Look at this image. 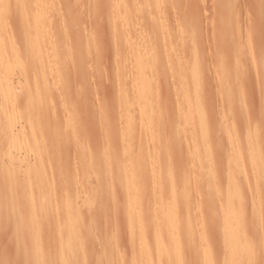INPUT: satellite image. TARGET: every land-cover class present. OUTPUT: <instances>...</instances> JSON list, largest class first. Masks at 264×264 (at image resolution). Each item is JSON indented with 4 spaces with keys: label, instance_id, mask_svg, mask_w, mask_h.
Segmentation results:
<instances>
[{
    "label": "rangeland",
    "instance_id": "1",
    "mask_svg": "<svg viewBox=\"0 0 264 264\" xmlns=\"http://www.w3.org/2000/svg\"><path fill=\"white\" fill-rule=\"evenodd\" d=\"M38 1L7 0L0 8L1 11L3 10L1 14H3V21L6 24H3V27L0 26V50L6 56L3 63L0 64V264H37L35 262L39 258L41 259L40 263L38 261L39 264H66L68 260L64 262L62 261L63 257L60 258L62 254H66H64L63 249H66V251L68 249L67 254H69L70 251L75 250L76 246L67 248V245L64 244L63 248L58 243L57 230L63 231V228L67 226L65 222L67 217H62L64 215L63 205L72 207L73 211L76 208L75 211L79 213L77 224L80 222L82 225L83 223L82 226L79 224V230L85 246L82 245V249V246L80 248L77 245L80 251L78 249L76 250L79 253L75 251L80 257L75 254V257H78L75 258L76 261L74 260L75 264H121L122 262L127 264V258L132 253V248H135L136 251L133 249V254L137 256V253H134L137 252L139 243L138 237L135 236L136 230L134 229L133 233H129L130 235L127 233L129 222L126 220L127 213H125V189L122 188L125 187L124 184L126 185V183L124 181L127 182V178H122L115 173L116 171L114 172L111 169V162L115 154L124 152L129 153V155H132V159L137 160L131 159L133 166L134 161L137 164L136 174L138 173L137 177L139 176L136 177L138 179L137 185H135V179L134 185L135 187L138 186V189L135 188L137 193L135 190L134 195L137 200L140 198L138 216L141 214V217L138 218L142 223L141 227L144 228L143 231L150 246H153V228L160 229L161 227L162 231V222L164 226L167 225L165 221L168 218V216L166 218L168 213L165 211H168L171 202V194L169 195V175H171L172 180H174V190H176L175 193L178 197L176 199L179 201V203L176 202V208L182 209V212L176 209V213L180 217V224L183 226H180L178 230L179 232H182L183 229L186 230L187 227L184 226L186 225L185 218L188 217L190 219L188 218L187 221L190 222L193 229V231L190 230L189 226V236L186 237L187 239L184 238L185 236L183 237L184 245L187 247L184 248L183 264H200L196 255L201 253L202 247L200 248V244L196 242V236H200V239L205 236L209 249L213 253V264H236V262L237 264H264V0H159L156 7L155 4H151L155 2L154 0V2L152 0H132L134 6L131 4V7V0H48V3L47 0ZM19 2L20 4L23 3L22 6L18 4ZM41 2H45L46 6L49 7V10H47L48 7H45L44 10L48 12L43 15L46 16V19L50 17L47 21L51 24H43V26L47 25L46 28H43V35H46L43 38L50 41L54 35V39L53 42H47L46 40V45L44 43L41 48L44 52L41 49L40 51L42 55L46 54L45 58L47 55L50 58L49 54L51 49L53 50L51 48L52 44L54 49L59 50L55 49V52L58 51L55 54L56 56L47 60L49 63L45 61L42 67L36 62L38 54L34 53L36 47L33 48L35 45L31 39L33 31H35V20L32 21V19L36 17L34 11L36 9L33 6L38 8L37 4L40 3L41 5ZM122 2L126 4V10ZM48 4H51V7ZM117 5L119 6L117 7ZM136 6H139L138 9ZM114 7L115 9H113ZM147 8L150 10L153 8L155 16L156 13H159L157 10L161 8L159 10L161 12L157 15L160 17L159 21L155 18L153 22L160 24L162 18L163 27H159L160 25L157 24L155 26L151 22L154 18L150 16ZM121 10H124V12L122 11L123 14H121ZM135 12L139 13L136 14ZM143 13L144 20H142L144 22L139 21ZM227 13L229 16H227ZM111 15L113 19L117 18L116 22L118 24L114 23L115 20H111ZM108 16H110V19ZM118 16H120L121 22ZM30 17L31 19H29ZM122 18L126 21L123 26L124 20L122 21ZM224 19L228 21L225 22ZM111 22L112 25H110ZM151 25L153 26L150 27ZM134 27H136V30L133 33ZM139 27H141V31L138 30ZM160 28L161 31H159ZM110 30H113L114 33ZM128 30L131 31V34L129 33L131 36L130 41L133 42H129L124 47L128 48L126 51L122 48V38L128 34ZM162 30L165 32V36ZM146 31H148V34ZM157 31L159 32L157 33ZM151 32L153 33L151 34ZM119 34H121L120 38L117 36ZM156 36H159V38L157 39ZM114 37L121 40L122 43L119 41L121 47L116 42L118 39H114ZM3 39L6 40L5 44ZM156 39L164 46L159 45ZM110 41H113L114 44L116 42L117 47L115 45L113 47V42L110 43ZM134 45L141 46L140 49L143 48V50L149 46H155L153 50L155 48L157 50V47H159L160 53L154 52L158 54L157 56L161 54L160 56L164 60L162 61L159 56V58L154 57V59H151L147 62L148 64L145 63V70L147 69L148 73L145 75L142 67L141 78L144 77L145 80V76L149 75L147 78L152 76L157 79L153 78L150 84L151 87L149 86L150 89L152 88L149 99L153 103L148 108V115L145 116V119L140 116L144 99L140 97L142 96V90L140 93L138 82L143 79H139L140 73L137 74L138 69L135 67L134 48L136 46ZM144 45H146L145 48ZM47 47H49V54L47 53ZM115 47L116 49L119 47V49L116 51ZM169 48L172 49L169 50ZM108 53L109 55H107ZM168 53L172 55L170 56ZM157 59L162 62L160 60V62H157ZM163 62L164 64H162ZM129 63L131 66L129 65L130 68H127L126 65L128 66ZM153 63L154 65H152ZM159 64L163 65L165 69ZM162 69H164L163 72ZM175 69L178 70L175 71ZM192 69L193 71H191ZM150 73H153V75ZM123 74L124 76H122ZM133 74L136 76H133ZM173 74L177 78L174 81ZM180 74L182 75L180 76ZM37 76L39 79L43 76L48 79L47 81L46 78L45 81H43L44 79L39 80ZM110 78L111 80H109ZM136 78L137 82L135 81ZM7 80H10L11 86L13 85V92H10V96V93L8 95L4 93V85H6ZM125 80L129 81L126 82ZM42 81L45 83L43 84ZM47 82L49 85H47ZM175 82L180 84L176 86ZM191 83H195V86L200 83V88L194 87V84ZM173 84L175 89L176 87L179 89L181 85L183 87L174 90ZM122 87H125L124 91H122ZM195 88H198L197 93H199V96L195 95ZM145 90L147 95L149 89L146 88ZM114 94H117V96L119 94L118 98L121 97V99L114 98L117 97ZM181 98L183 99L181 100ZM115 99L119 102H113ZM120 103L121 105H119ZM125 104L130 106L126 107ZM115 105H119L117 109ZM124 106L128 109L131 107L129 111H132L130 114L132 115V121H134L132 124L134 132L128 130L126 115H129L127 114L129 111H124ZM199 107L201 110H199ZM119 108L120 111H118ZM120 113L119 118L121 119L117 116ZM124 116L125 118H123ZM188 116L190 117L188 118ZM124 127L125 130H122ZM120 133L121 135H119ZM152 135L154 136L152 137ZM118 137L123 138V141L126 142L125 146L122 145L124 148L120 147L121 143ZM193 145H195L194 149L192 148ZM238 151L241 154L238 155ZM39 154L41 155L38 156ZM151 154H156L157 158ZM206 154L209 156H206ZM112 155L114 156L112 157ZM143 155L146 157L144 158ZM141 157L143 158L140 159ZM174 159H178V162ZM106 160L109 163H106ZM167 160L168 164H166ZM144 162L147 164L145 165ZM173 162L179 165H175ZM132 164H128V166H132ZM235 165H237L236 168ZM38 167V170L44 171L42 174L45 178L42 179V182L40 181L41 183H36L38 185L35 183V185H32V179H30L32 186L29 189L32 188L33 190L31 189L32 193H29L30 190H28L26 181L27 170L32 168L37 172ZM106 168L110 170L107 171ZM134 168L127 167L133 177H135ZM166 168H169V173H167ZM176 170H180L178 174ZM32 171L34 172V170H31L33 178ZM40 171L39 174H41ZM230 173L232 174L231 177ZM231 181L234 186L231 185ZM178 188H180L179 191ZM227 193L228 197L226 196ZM30 194L33 195L34 199L29 198ZM139 194L140 197H138ZM230 195L231 197H229ZM230 199L233 204L229 201ZM35 202L43 207L38 210L42 217L36 214L37 207L35 205L37 204ZM228 202L234 208V219L231 218L230 220L233 221L232 223L229 222L232 225H228L225 219L226 207L230 206ZM139 203L135 204L136 208ZM154 205V210L157 211L153 210ZM30 207H34L33 210ZM54 207L57 208V211L54 210ZM49 209L51 210L49 211ZM188 209L189 212L186 211L187 213L183 211ZM90 210L92 213L95 212L97 219ZM153 211L156 214L155 217L158 215L156 218L157 223L162 220L158 223L159 226H154V224H157L155 222L153 225L151 224L155 221ZM33 212H36L38 219H36V216L34 218ZM185 213L186 215L190 213V215L183 218ZM54 214H57V216ZM58 214H61L60 217ZM31 216L35 221L43 219L40 220L41 222H36L37 226L32 222L38 228L35 234H38V238L37 236L34 237V230L36 229L32 227L33 225L31 226ZM92 217L95 219H91ZM193 217H196L198 221ZM17 219H19V222ZM45 219H47L46 222ZM56 220H59V225L56 224ZM95 220L97 221L96 227L100 231L93 227L96 224ZM88 225L91 228L88 227L87 229ZM227 226L230 227L229 233L234 237L244 234V236H247L245 238L249 240L246 241H248V244L250 243V247L248 245L245 252H241L238 258L234 256L230 245L227 244L228 242L224 243L222 240V228L227 229ZM28 229L34 231L32 233L34 238L30 235L31 232ZM84 229H91L90 234L94 232V238L92 234L91 237L87 233L84 234V232H87ZM184 230L182 233L185 232ZM198 230L200 235L199 232L197 233ZM81 233L88 235L90 239L82 236ZM96 233L97 235H95ZM191 234L192 236H190ZM92 238H96V240L91 241ZM163 238L166 237L163 236ZM34 239L37 243L39 241L37 245L41 248L40 254H42V256L39 254L40 257L37 259L34 258L32 251V248L36 245ZM192 240H194L193 245ZM31 241L34 243L31 244ZM197 241H199V238ZM196 244L198 245L197 248L195 247ZM59 248H61L60 252H58ZM194 252H196V255ZM59 253L61 254L60 257ZM152 255H155L154 252ZM72 261L69 260V262Z\"/></svg>",
    "mask_w": 264,
    "mask_h": 264
},
{
    "label": "bare ground",
    "instance_id": "2",
    "mask_svg": "<svg viewBox=\"0 0 264 264\" xmlns=\"http://www.w3.org/2000/svg\"><path fill=\"white\" fill-rule=\"evenodd\" d=\"M7 0H0V8L5 4V2H6ZM19 1V0H18ZM20 1H23V0H20ZM38 1V0H37ZM42 1V0H41ZM44 1H46V0H44ZM50 1V0H49ZM48 0L46 1L47 3L49 2ZM110 1H113V0H110ZM118 1H120V0H118ZM122 1V0H121ZM124 1V0H123ZM130 1V0H129ZM133 1H135V0H133ZM132 0H131V2L132 3H130V2H128V3H130V7H131V4H132V6H134L133 4H134V2H133ZM137 1V0H136ZM148 1V0H147ZM153 1V0H152ZM155 1V2H154ZM153 2L154 3H151L152 5L153 4H155V7L157 6V4H159L158 2H159V0H154ZM162 1V0H161ZM161 1H160V3H161ZM219 1V0H218ZM15 2V1H14ZM38 2H40V1H38ZM43 2V1H42ZM41 2V5H40V3L39 4H37L38 5V8H35L33 5V8L34 9H36V10H34L35 11V14H36V17L34 16V13H33V16L35 17L34 19H32V21L33 20H35V31H33V38L31 37V39L33 40V43H34V45L35 46H33V48H35L36 50H35V52L34 53H37L38 55V58H37V63H38V65H40L41 67L44 65L43 63H45V61H47V60H49L50 58H54L56 55V52H58L59 50L57 49V48H55V49H57L56 50V52H55V49H54V47H52L53 46V44H52V46H51V48H53V50L51 49V53L49 54V47H47L48 48V54H49V56H50V58L49 57H47L46 56V58H45V55H42V50L43 49H41L44 45H46V40H44V38H45V36L46 35H43V28L45 27L46 28V26H43V24L44 23H49L48 21H47V19H49L48 17H47V19H46V16L44 17V15L45 14H47V12L44 10L45 9V7H48V6H46L47 4L44 2V3H42ZM117 2V1H116ZM139 2V1H138ZM228 2V1H227ZM37 3V2H36ZM112 3V2H111ZM119 3V2H118ZM122 3H124V2H122ZM229 3V2H228ZM227 3V4H228ZM20 6H22V4H20V2L18 3ZM35 4V3H34ZM120 4V3H119ZM136 4V3H135ZM37 5H35L36 7H37ZM49 6L51 5V4H48ZM110 5V4H109ZM114 5H115V1H114ZM124 5V9L126 10L127 9V7H126V4L124 3L123 4ZM152 5H150V7H152ZM162 5V4H161ZM161 5H159V7H161ZM220 5V4H219ZM119 5H117V7H118ZM121 6V5H120ZM128 6V5H127ZM139 6H140V4H139ZM139 6H136L137 7V9H138V7ZM51 7V6H50ZM149 7V8H150ZM223 7V6H222ZM122 8V7H121ZM149 8H147V10L149 9ZM113 9H115V7L113 8ZM130 9V8H129ZM140 9V8H139ZM151 9V8H150ZM149 9V14H150V16L152 17V18H154V20H152L151 22H153V21H155V18L157 19V21H159L158 19L160 18L159 16H157L161 11H159V10H161V8L160 9H158L157 11L159 12L158 14L156 13V16H155V11H153V8H152V10H150ZM156 9V8H155ZM47 10H49V7L47 8ZM133 10V9H132ZM142 10V9H141ZM166 10V9H165ZM1 11V10H0ZM3 11V10H2ZM0 12V15H1V18H0V23H1V25L0 26H2L3 27V24H4V21H3V19H4V17L2 16L3 14H1V13H3V12ZM33 11V10H32ZM45 13H44V12ZM122 11L124 12V10H121L120 12H121V14H123L122 13ZM138 11H140V10H138ZM152 11V12H151ZM156 11V12H157ZM164 11V10H163ZM6 12V11H5ZM119 12V11H118ZM127 13L129 12V11H126ZM141 12V11H140ZM146 12V11H145ZM166 12V11H165ZM117 13V12H116ZM130 13V12H129ZM132 13V12H131ZM130 13V14H131ZM136 13V12H135ZM137 13H139V12H137ZM136 13V14H137ZM147 13V12H146ZM44 14V15H43ZM149 14L147 15L148 16V18H149ZM162 14H163V12H162ZM226 14V13H225ZM8 15V14H7ZM110 15V14H109ZM113 15H114V13H113ZM120 15V14H119ZM161 15V14H160ZM164 15V14H163ZM115 17H117L116 15H114ZM120 16H122L123 17V15H120ZM120 16H118V19L120 20ZM140 16V15H139ZM143 16H144V13H143V15L141 16L142 18H140L141 20H139V21H143L144 19H143ZM227 16H229L228 15V13H227ZM110 16H108V18H109ZM128 17V16H127ZM222 17V16H221ZM108 18H107V20H108ZM144 18H146V17H144ZM225 18H227V17H225ZM29 19H31V17L29 18ZM29 19H28V21H29ZM110 19V18H109ZM113 18H112V15H111V20H112ZM116 19L117 18H114L112 21H114V23H117L118 24V22H116ZM130 19V18H129ZM143 19V20H142ZM231 19V18H230ZM52 20V19H51ZM124 20V21H123ZM135 20H137V19H135ZM135 20H133L134 22H136ZM146 20V19H145ZM161 21H160V24H158L157 22H153L154 23V25L156 26V24L157 25H160L159 27H163L162 25V18L160 19ZM173 20H174V18H173ZM223 20V19H222ZM225 20V19H224ZM50 21V20H49ZM54 21V20H53ZM122 21H123V23H122V26L124 25V23L126 22L125 21V19H123L122 18ZM228 20H225V22H227ZM109 23H110V20L108 21ZM120 22H121V20H120ZM134 22H132V23H134ZM144 22V21H143ZM149 22V21H148ZM164 22V21H163ZM224 22V21H223ZM52 23V22H51ZM139 23V22H138ZM137 24V23H136ZM135 24V25H136ZM146 24V23H145ZM144 24V26H146ZM150 24V23H149ZM232 24V23H231ZM4 25H6V24H4ZM34 25V24H33ZM45 25V24H44ZM49 25H51L50 23H49ZM110 25H112V22H111V24ZM127 25V24H126ZM125 25V26H126ZM131 25V24H130ZM142 25V24H141ZM7 26H8V24H7ZM43 26V27H42ZM115 27H116V25H114ZM118 26V25H117ZM121 26V27H122ZM136 26H138V25H136ZM144 26H142V27H144ZM153 25H151L150 27H152ZM167 26V25H166ZM41 27H42V29H41ZM49 27H51V26H49ZM113 27V26H112ZM120 27V26H119ZM168 27V26H167ZM219 27V26H218ZM110 28V27H109ZM116 28H118V27H116ZM135 29H133V33H134V30H136V27H134ZM140 29H138L139 31H141V27H139ZM144 28H146V27H144ZM143 28V30H145ZM156 28V27H155ZM158 28V27H157ZM42 30V33H41V30ZM128 29V28H127ZM150 29V28H149ZM168 29V28H167ZM229 29V28H228ZM114 30V29H113ZM113 30H110V31H112V33H114L113 32ZM146 30H148V29H146ZM109 31V30H108ZM115 31V30H114ZM153 31V30H152ZM159 31H161V28L159 29ZM159 31H157V33L159 32ZM163 31V30H162ZM166 31V30H165ZM131 31H129L128 30V34H127V32H125V34H127V35H125L124 36V34H123V44H122V48H124V47H126L128 44H129V42L131 43V42H133V41H130L131 40V36H130V33ZM145 32V31H144ZM143 32V33H144ZM148 31H146V33H147ZM155 32V31H154ZM219 32V31H218ZM35 33V34H34ZM130 33V34H129ZM135 33H136V31H135ZM139 33V32H138ZM137 33V34H138ZM153 32H151V34H152ZM156 33V35H158ZM164 33V34H163ZM163 35L165 36V32L163 31ZM116 34V33H115ZM142 34V33H141ZM148 34V33H147ZM219 34V33H218ZM228 34H230V33H228ZM143 35V34H142ZM141 35V36H142ZM154 35V34H153ZM160 35V34H159ZM167 35V34H166ZM217 35V34H216ZM117 36H119V38L121 37V34H119V35H117ZM127 36V37H126ZM139 36V35H138ZM168 36V35H167ZM44 37V38H43ZM126 37V38H125ZM147 37V36H146ZM157 37V36H156ZM217 37H219V36H217ZM221 37V36H220ZM48 38V37H47ZM58 38V37H57ZM115 38H117V37H114V39ZM119 38H117L118 39V41H116V42H118L119 44V46L121 47V45H120V42H121V40H119ZM125 38V39H124ZM139 38H140V36H139ZM148 38H149V36H148ZM159 38V36L157 37V39ZM193 38V37H192ZM5 39V38H4ZM4 39H3V42H4V44L6 43L5 41H4ZM30 39V38H29ZM53 39H54V35H53ZM53 39H51L50 41L49 40H47V42H53ZM60 39V38H59ZM58 39V40H59ZM114 39H113V41H114ZM116 39V40H117ZM136 39H138V38H136ZM135 39V40H136ZM151 39V38H150ZM156 39V41L158 42V40ZM163 39V38H162ZM61 40V39H60ZM60 40H59V42H60ZM109 40H112V39H109ZM134 40V41H135ZM139 40V39H138ZM140 40H142V38H140ZM153 40V39H152ZM192 40V39H191ZM11 41V40H10ZM31 41V40H30ZM113 41H110V43L111 42H113ZM120 41V42H119ZM160 41V40H159ZM164 41V40H163ZM195 41V40H194ZM9 42V41H8ZM28 42H29V40H28ZM59 42H56V43H59ZM115 42V44H114V42H113V47H114V45L116 46L117 45V43ZM135 42H137V41H135ZM149 42V41H148ZM10 43V42H9ZM30 43V42H29ZM45 43V44H44ZM54 43H55V41H54ZM61 43V42H60ZM108 43H109V41H108ZM122 43V42H121ZM165 43H167L166 41H165ZM168 43H169V40H168ZM2 44V43H1ZM31 45H32V43H30ZM44 44V45H43ZM136 44V43H135ZM142 45L144 44V43H141ZM150 44V43H149ZM152 44H154L153 42H152ZM158 44L159 45H162V44H160V42H158ZM163 44H164V42H163ZM7 45V44H6ZM43 45V46H42ZM48 45V44H47ZM50 45V44H49ZM137 45V44H136ZM136 45H134V46H136ZM156 45V44H155ZM1 46V45H0ZM3 46V45H2ZM12 46V44L10 45V47ZM56 46V45H55ZM58 46V45H57ZM60 46V45H59ZM61 46H62V44H61ZM131 46L133 47V45L131 44ZM145 46L146 45H144L143 47L145 48ZM149 46V45H148ZM158 46V45H157ZM162 46H164V45H162ZM31 47V46H30ZM29 47V48H30ZM112 47V46H111ZM117 47V46H116ZM116 47L114 48V49H116ZM130 47V46H129ZM141 47V46H140ZM140 47L139 46H136L134 49H135V58H134V60H136L135 61V67H137V69H138V71H137V74H139L140 73V80L141 79H143L142 81H139L138 82V90L140 91V93H141V90H142V96H140L142 99H144V101H143V103H142V106H141V111H140V116H143L144 117V119H145V116H147L148 115V108H150L151 107V104L153 103H151L150 101H152V100H150L149 99V93H151L152 91H151V89H150V84H151V82H152V80H153V78L154 77H152V76H150L149 78H147L149 75H147V77L145 76V80H144V77H142L141 78V72H142V67H143V69H144V71L146 72H144V75L145 74H148L147 73V69L145 70V63L146 64H148L147 62H149V61H151V59H154V57H156V58H159V56L161 55H159V56H157L160 52H159V47H157V50H153V47H155V46H149L148 48L146 47V49H144L143 50V48H141L140 49ZM167 48H168V46H166ZM170 47V46H169ZM65 48V47H64ZM163 48V47H162ZM3 49V48H2ZM31 49V48H30ZM40 49H41V51H40ZM113 49V48H112ZM118 49H119V47H118ZM118 49H116V51L118 50ZM126 51H127V49L126 48H124ZM165 49V48H164ZM163 49V50H164ZM170 49H172V48H169V50ZM6 50V49H5ZM33 50V49H32ZM61 50V49H60ZM168 50V49H167ZM1 51V50H0ZM34 51V50H33ZM37 51V52H36ZM46 51H47V49H46ZM62 51V50H61ZM113 51H115V50H113ZM115 51V52H116ZM120 51H121V48H120ZM154 51H157V53H155ZM160 51H162V50H160ZM166 51V50H165ZM237 51V50H236ZM5 52V51H4ZM30 52V51H29ZM43 52H44V50H43ZM124 52V51H123ZM133 52V51H132ZM27 53H28V51H27ZM64 53V52H63ZM114 53V52H113ZM127 53V52H126ZM162 53V52H161ZM30 54V53H29ZM52 55H54V56H52ZM107 55H109V53L107 54ZM111 55H112V53H111ZM117 55V54H116ZM168 55H170L169 53H168ZM172 55V54H171ZM170 55V56H171ZM238 55H240L239 53H238ZM238 55H237V57H238ZM3 55V53H2V51L0 52V64H2L3 63V59L4 58H6V56H4ZM29 56V55H28ZM34 56H36V55H34ZM63 56V55H62ZM115 56V55H114ZM165 56V55H164ZM236 56V55H235ZM29 57H31V56H29ZM58 57V56H57ZM60 57V56H59ZM107 57V56H106ZM105 57V58H106ZM112 57V56H111ZM131 57H133V56H131ZM17 59H18V57H16ZM36 58V57H35ZM113 58V57H112ZM111 58V59H112ZM169 58V57H168ZM170 58H172V57H170ZM236 58V57H235ZM59 59V58H58ZM107 59H108V57H107ZM160 59L162 60V61H164L163 59H162V57L160 56ZM160 59H157V62L160 60ZM167 59V58H166ZM34 60H36V59H34ZM52 61H53V59H51ZM115 60V59H114ZM160 60V61H161ZM56 61V60H55ZM108 61V60H107ZM110 61V60H109ZM159 61V62H160ZM161 61V62H162ZM32 62H34V61H32ZM35 62V63H36ZM48 62V61H47ZM54 62V61H53ZM112 62V61H111ZM115 62V61H114ZM122 62V61H121ZM126 62V61H125ZM131 62V61H130ZM133 62V61H132ZM157 62H155V63H157ZM165 62H166V60H165ZM49 63V62H48ZM51 63V62H50ZM167 63H168V60H167ZM5 64V63H4ZM122 64V63H121ZM133 64H134V62H133ZM150 64V63H149ZM162 64H164V62L162 63ZM170 64V63H169ZM169 64H168V66H169ZM131 66V64L129 63L128 64V66ZM152 65H154V63L152 64ZM155 65H158V64H155ZM195 65H196V63H195ZM127 65H126V67L127 68H130V66L128 67ZM132 66H134V65H132ZM159 66H163V65H161V64H159ZM167 66V65H166ZM120 67H121V65H120ZM134 67V68H135ZM148 67H149V65H148ZM147 67V68H148ZM153 67V66H152ZM151 67V68H152ZM159 68V67H158ZM163 68H164V66H163ZM113 69V68H112ZM122 69V68H121ZM133 69V68H132ZM165 69V68H164ZM164 69H162V72L164 71ZM198 69V68H197ZM148 70H149V68H148ZM152 70V69H151ZM154 70V69H153ZM172 70V69H171ZM176 70H178V69H175V71ZM185 70V69H184ZM187 70H188V68H187ZM161 71V70H160ZM160 71L158 72V74L160 73ZM169 71V70H168ZM173 71V70H172ZM174 71V72H175ZM191 71H193V69L191 70ZM111 72H112V70H111ZM116 72V71H115ZM122 72H123V70H122ZM134 72V71H133ZM161 72V73H162ZM182 72V71H181ZM130 73V72H129ZM143 73V72H142ZM183 73H185V72H183ZM189 73V72H188ZM116 74H117V72H116ZM121 74V73H120ZM151 74V73H150ZM157 74V77L159 76ZM190 74H192V73H190ZM189 74V75H190ZM127 75H128V73H127ZM132 75V74H131ZM130 75V76H131ZM135 74H133V76H134ZM151 75H153V73L151 74ZM179 75V74H178ZM182 74H180V76H181ZM197 75V74H196ZM35 76V75H34ZM118 76V75H117ZM122 76H124V74L122 75ZM133 76H132V78H133ZM136 76V75H135ZM161 76V75H160ZM164 76V75H163ZM173 76H174V74H173ZM179 76V77H180ZM184 76V75H183ZM55 77H57V76H55ZM113 77H114V75H113ZM112 77V78H113ZM156 77V78H157ZM166 77V76H165ZM164 77V78H165ZM197 77V76H196ZM195 77V78H196ZM36 78V77H35ZM45 78L46 77H41V79H44L43 81H45ZM129 78V77H128ZM164 78H163V80H164ZM37 79H39L38 78V76H37ZM41 79H39V80H41ZM47 79L48 78H46V81H47ZM124 79V78H123ZM155 79V78H154ZM159 79V78H158ZM170 79H171V76H170ZM177 78H175V76H174V78H173V81L174 80H176ZM181 79H182V77H181ZM185 79H187V78H185ZM33 80H35V79H33ZM39 80H38V82H39ZM53 80H54V76H53ZM109 80H111V78L109 79ZM112 80H114V79H112ZM137 80V78L135 79V81ZM155 80H157V79H155ZM160 80V79H159ZM191 80H193V79H191ZM197 80H198V77H197ZM196 80V81H197ZM201 80V79H200ZM199 80V81H200ZM10 80H7L5 83H6V85H4V90H5V92H4V90H2L4 93H7V95H8V93H10V92H13V85L11 86V83L9 82ZM43 81H42V83H43ZM126 81V80H125ZM129 80H127L126 82H128ZM162 81V80H161ZM160 81V82H161ZM172 81V82H173ZM179 81H180V79H179ZM178 81V82H179ZM35 82H36V80H35ZM49 82V81H48ZM47 82V83H48ZM50 82H51V80H50ZM118 82H120V81H118ZM130 82H131V77H130ZM129 82V83H130ZM137 82V81H136ZM135 82V83H136ZM155 82H157V81H155ZM181 82H183V81H181ZM187 82V81H186ZM39 83H41V82H39ZM45 83V82H44ZM43 83V84H44ZM108 83H110L109 81H108ZM113 83V82H112ZM124 83V82H123ZM132 83V82H131ZM154 83V82H153ZM163 83V82H162ZM161 83V84H162ZM165 83H166V80H165ZM176 83V82H175ZM202 83V82H201ZM34 84V83H33ZM111 84V83H110ZM110 84H109V86H110ZM115 84V83H114ZM126 84V83H125ZM155 84V83H154ZM180 83H176V86L177 85H179ZM181 84H183V83H181ZM186 84V83H185ZM191 84H194V87H198V88H200L199 87V84L200 83H197V85L195 86V83H191ZM47 85H49V83L47 84ZM108 85V84H107ZM184 85V84H183ZM6 86V87H5ZM44 86V85H43ZM120 86V85H119ZM123 86V85H122ZM134 86V85H133ZM150 86V87H149ZM173 86H174V84H173ZM227 86V85H226ZM35 87H36V84H35ZM112 87H113V85H112ZM181 87H183L182 85H181ZM181 87L179 88V89H181ZM118 88V87H117ZM120 88V87H119ZM125 88V87H124ZM124 88L122 87V91H124ZM144 88V89H143ZM147 88V90L149 89V91L147 92V95H146V89ZM158 88H159V86H158ZM163 88V87H162ZM187 88V87H186ZM198 88H195V90H196V92H195V95H198L199 96V93H197V91H198ZM3 89V88H2ZM115 89V88H114ZM136 89V88H135ZM155 89H157V88H155ZM165 89V88H164ZM178 89V87H176V89H175V86H174V90H179ZM183 89V88H182ZM184 89H185V87H184ZM117 90V89H116ZM130 90V88L128 89V91ZM159 90H161V88H159ZM194 90V91H195ZM119 91V90H118ZM127 91V90H126ZM151 91V92H150ZM164 91V90H163ZM187 91V90H186ZM193 91V90H192ZM113 92H115V91H113ZM134 92V91H133ZM180 92H181V90H180ZM185 92V91H184ZM201 92V91H200ZM116 93H118V92H116ZM122 93V92H121ZM183 93V92H182ZM193 93V92H192ZM125 93L123 92V95H124ZM137 94V93H136ZM153 94H155V93H153ZM184 94V93H183ZM1 95H2V93H1ZM11 95V93L9 94V96ZM12 95H13V93H12ZM114 95H116L117 96V94H114ZM120 95H122V94H120ZM128 95H129V93H128ZM139 95V94H138ZM146 95V96H145ZM193 95H194V93H193ZM194 95V96H195ZM6 96V95H5ZM126 96V95H125ZM124 96V97H125ZM181 96H183V95H181ZM198 96H196V98H198ZM113 97V96H112ZM119 97V94H118V96L117 97H114V98H117L118 100L119 99H121V97L120 98H118ZM130 97V96H129ZM128 97V98H129ZM136 97V96H135ZM146 97V98H145ZM154 97V96H153ZM159 97V96H158ZM5 97H4V95H3V99H4ZM8 98V97H7ZM123 98V97H122ZM12 99V98H11ZM126 99H127V96H126ZM125 99V100H126ZM131 99V98H130ZM130 99H129V101H130ZM161 100H163L162 98H160ZM183 98H181V100H182ZM5 100V99H4ZM128 100V99H127ZM140 100V99H139ZM157 100V99H156ZM6 101H7V99H6ZM8 101H9V99H8ZM122 101V100H121ZM113 102H116V103H118L117 102V100L115 99V101L113 100ZM138 102V101H137ZM158 102V101H157ZM7 103V102H6ZM126 104H128L127 102H125ZM140 103V104H141ZM39 104V103H38ZM115 104V103H114ZM113 104V105H114ZM126 104H125V106H126ZM130 104V103H129ZM134 104V103H133ZM135 104H136V100H135ZM190 104V103H189ZM119 105H121V103L119 104ZM118 105V106H119ZM157 105V104H156ZM116 106V109H117V105H115ZM124 106V107H125ZM130 105H128V106H126V107H129ZM134 106V105H133ZM138 106V105H137ZM186 106V105H185ZM124 108V111H126V112H128L129 111V109L131 108ZM153 107H154V104H153ZM161 107H163V106H161ZM191 107V106H190ZM121 108V107H120ZM120 108H119V110L118 111H120ZM122 109V108H121ZM139 109V108H138ZM189 109V108H188ZM198 109V108H197ZM196 109V110H197ZM123 110V109H122ZM131 110V109H130ZM135 110V109H134ZM199 110H201V108L199 107ZM123 111V112H124ZM123 112H121V113H123ZM126 112H124V113H126ZM135 112V111H134ZM149 112H150V110H149ZM186 112H187V110H186ZM201 112V111H200ZM116 113H117V111H116ZM119 113V112H118ZM121 113H120V115H117L118 116V118H119V116H121ZM130 113H132V111L130 112H128L127 114H129L128 116L126 115V121H127V125L129 126V128H128V130H129V132L132 130L133 131V129H132V124H133V122L134 121H132L133 119H132V115L130 114ZM152 113V112H151ZM151 113H150V115H151ZM186 114V113H185ZM203 114V113H202ZM131 115V116H130ZM188 115H189V112H188ZM201 115V114H200ZM123 116V115H122ZM136 116V115H135ZM129 117H131V118H129ZM155 117V116H154ZM190 116H188V118H189ZM123 118H125V116L123 117ZM128 118V119H127ZM134 118V117H133ZM151 118V117H150ZM203 118V117H202ZM119 119H121V118H119ZM118 119V120H119ZM143 119V118H142ZM143 119V120H144ZM148 119V118H147ZM200 119V118H199ZM137 120V119H136ZM142 120V121H143ZM151 120V119H150ZM154 120V119H153ZM203 120V119H202ZM201 120V121H202ZM119 121H121V120H119ZM118 121V122H119ZM138 121V120H137ZM149 121V120H148ZM122 123V122H121ZM147 123V122H146ZM155 123V122H154ZM188 123V122H187ZM138 124H139V122H138ZM143 124H144V122H143ZM152 124V123H151ZM121 125V124H120ZM123 125V124H122ZM135 125V124H134ZM140 125H142V124H140ZM148 125H150V124H148ZM189 125V124H188ZM124 126V125H123ZM144 127L146 126V125H143ZM190 126V125H189ZM204 126V125H203ZM119 127H121V126H119ZM201 127V126H200ZM29 128H31V127H29ZM123 128V127H122ZM138 128V127H137ZM191 128V127H190ZM121 129V128H120ZM127 129V128H126ZM145 129V128H144ZM122 130H125V127H124V129H122ZM143 130V129H142ZM192 130V129H191ZM22 131V130H21ZM127 131V130H126ZM135 131V130H134ZM133 131V132H134ZM145 131V130H144ZM128 132V133H129ZM144 133V132H143ZM127 134V133H126ZM119 135H121V133L119 134ZM190 135V134H189ZM11 137H12V134L10 135ZM123 136V135H122ZM121 136V137H122ZM129 136V135H128ZM154 135H152V137H153ZM121 137H118L119 138V141H120V143H121V146L120 147H122V145H124L125 146V143L126 142H124L123 141V138H121ZM128 138V137H127ZM127 138H126V140H127ZM131 138V137H130ZM132 138H133V136H132ZM129 139V138H128ZM146 139V138H145ZM194 139V138H193ZM192 140V139H191ZM118 141V140H117ZM132 141V140H131ZM146 141V140H145ZM124 142V143H123ZM128 142V141H127ZM139 142V141H138ZM113 144V143H112ZM111 144V145H112ZM139 144V143H138ZM138 144H137V146H138ZM118 145V144H117ZM129 145V144H128ZM140 145V144H139ZM132 146V145H131ZM194 146L195 145H193V149H194ZM112 147H114V146H112ZM198 147V146H197ZM122 148H124V147H122ZM126 148H128V147H126ZM132 148V147H131ZM135 148V147H134ZM108 149V148H107ZM192 149V150H193ZM113 150V149H112ZM130 150H133V149H130ZM129 150V151H130ZM106 151V150H105ZM189 151V150H188ZM247 151V150H246ZM36 152H38V151H36ZM131 152V151H130ZM133 152V151H132ZM137 152V151H136ZM195 152H196V150H195ZM194 152V153H195ZM239 153H238V155L239 154H241V152L240 151H238ZM39 153V152H38ZM121 153H122V151H121ZM145 153V152H144ZM193 153V152H192ZM248 153V152H247ZM246 153V154H247ZM117 154V153H116ZM115 154V156L114 155H112V157H113V160H112V162H111V164H112V170L115 172V173H117V174H119L122 178H127V182L126 181H124L125 183H126V185L124 184V186L125 187H122L123 189H125L124 191H125V197H126V211H125V213H127L126 214V220L129 222L128 223V235H130L131 233H133V231H134V229L136 230L135 232H136V235L135 236H137L138 237V240H139V243H138V240H137V243H138V247H137V252H134L135 254L137 253V256H135L134 254H133V249L135 250V248H132L131 250H132V253L131 252H129V253H131L130 255H126L128 258H127V260H128V262H127V264L129 263V264H183L182 262H184V260H183V255H184V248H187L185 245H184V242H183V240H184V238H186L187 236H189V234H190V230H192L193 231V229L191 228L192 227V225L190 224V222L189 221H187V220H189L190 219V217H188V218H185L186 219V222H185V224L186 225H184V226H186L187 228H186V230H184L183 228V230L185 231L184 233H182L183 232V230H182V232H179V227L181 226V222H180V217H179V215H178V213H176V209H179L178 207L176 208V202H178L179 203V201L176 199V198H178L177 197V195H176V193H175V191L176 190H174L175 188H174V180H172V177H171V175H169L170 177H169V187H170V193H169V195L171 194V202L169 203L170 204V206H169V208H168V211L166 210L165 212H167L168 213V215H166V218H167V216H168V218L166 219V221L165 222H167V225L166 226H164V224H163V222H162V224L161 225H163V228H162V231H161V227H160V229L158 228V229H155V228H153V235H152V237H153V246L151 245L150 246V244H148V241H147V238H146V236H145V233H144V231H143V229H142V223H141V221L139 220V218L141 217L140 215L138 216V213L140 212V198H138V200L136 199V196L134 195L135 194V188H137V187H135V185H137V180L138 179H136V177H137V174H136V171H137V164H135V161H134V166H135V168H134V166H133V164H132V160L133 159H135V158H133L132 159V155H129V153L127 154L126 152H124V153H122V154H117L116 155ZM125 154V155H124ZM135 154V153H134ZM143 154V153H142ZM149 154V153H148ZM167 154V153H166ZM249 154V153H248ZM41 154H39L38 156H40ZM128 155V156H127ZM136 155V154H135ZM134 155V156H135ZM151 155H153V154H151ZM156 155V154H155ZM155 155H153L154 157H156ZM197 155V154H196ZM208 154H206V156H207ZM139 156V155H138ZM137 156V157H138ZM148 156V155H147ZM153 156H151L152 158H153ZM209 156V155H208ZM143 157L145 158L146 156L145 155H143ZM143 157H141L140 159H142ZM247 157V156H246ZM147 158H149V157H147ZM157 158V157H156ZM239 158V157H238ZM251 158V157H250ZM89 159H91V158H89ZM132 159V160H131ZM139 159V160H140ZM155 159V158H154ZM169 159H170V157H169ZM194 159V158H193ZM198 159V158H197ZM136 160V159H135ZM146 160V159H145ZM153 160V159H152ZM174 160H176V159H174ZM201 160V159H200ZM242 160V159H241ZM251 160V159H250ZM107 161V160H106ZM137 161V160H136ZM148 161V160H147ZM155 161V160H154ZM177 162H178V159L176 160ZM194 161H195V159H194ZM179 162H181L180 160H179ZM237 162V161H236ZM238 162H240V161H238ZM244 162V161H243ZM105 163V162H104ZM106 163H109L108 161L106 162ZM145 163V162H144ZM169 162H168V160H167V162H166V164H168ZM175 165L176 164H178V163H176V162H173ZM200 163V162H199ZM128 164L130 165V164H132V166H128ZM141 164H142V162H141ZM147 163H145V165H146ZM173 164V165H174ZM207 164H208V162H207ZM243 164V163H242ZM108 165V164H107ZM145 165H144V167H145ZM173 165H172V167H173ZM179 165V164H178ZM180 165H181V163H180ZM128 168H130V167H133L134 169H133V171H135L134 172V176L135 177H133V175H131L130 173V169H127V167ZM142 166V165H141ZM150 166V165H149ZM148 166V167H149ZM155 166V165H154ZM238 166H239V164H238ZM241 166V165H240ZM106 167H108V166H106ZM139 168H140V166H138ZM166 167H167V165H166ZM170 167V166H169ZM176 167V166H175ZM177 167H179V166H177ZM181 167V166H180ZM196 167V166H195ZM198 167H199V165H198ZM237 167V165H235V168ZM41 168V167H40ZM138 168V169H139ZM156 168V167H155ZM182 168V167H181ZM197 168V167H196ZM26 169H27V167H26ZM39 169V167L36 169L37 170V172H35V169H32V168H28V170H27V187H28V190H30L29 191V193H32V191H31V189H29L32 185H35L36 183H38V182H42V179L43 178H45L44 176H43V174H42V172H44V171H40V170H38ZM107 169V168H106ZM132 169V168H131ZM136 169V170H135ZM167 169V171H168V169L169 168H166ZM173 169H175L174 167H173ZM177 169V168H176ZM198 169V168H197ZM210 169V168H209ZM238 169H240V168H238ZM31 170H34V172H33V178H32V176H31ZM42 170V169H41ZM108 170H110V169H107V171ZM129 170V171H128ZM139 170H141V168L139 169ZM143 170V169H142ZM145 170V169H144ZM154 170V169H153ZM235 170V169H234ZM241 170V169H240ZM39 171L41 172V174H39ZM112 171V172H113ZM157 171V170H156ZM177 171V170H176ZM180 171V170H179ZM179 171H177L176 173L178 174V172ZM183 171V170H182ZM181 171V172H182ZM141 172V171H140ZM139 172V173H140ZM171 172V171H170ZM231 172V171H230ZM154 173H155V171H154ZM166 173V172H165ZM167 173H169V171L167 172ZM182 173H184V172H182ZM180 174V173H179ZM113 175V174H112ZM175 175V174H174ZM173 175V176H174ZM181 175V174H180ZM141 176H143V174H141ZM155 176V175H154ZM176 176V175H175ZM232 176V174L230 173V177ZM240 176V175H239ZM115 177V176H114ZM139 177V176H138ZM137 177V178H138ZM158 177V176H157ZM156 177V178H157ZM178 177V176H177ZM181 177V176H180ZM183 177H184V175H183ZM30 179H32V183H31V180ZM135 179H136V184L134 185V183H135ZM143 179V178H142ZM174 179V178H173ZM180 179V178H179ZM184 179V178H183ZM232 179V178H231ZM30 180V181H29ZM124 180H126V179H124ZM140 180V179H139ZM154 180H155V178H154ZM177 180V179H176ZM230 180V179H229ZM233 180H235V179H233ZM232 180V181H233ZM35 181V182H34ZM44 181V180H43ZM167 181H168V175H167ZM179 181V180H178ZM181 181V180H180ZM179 181V182H180ZM231 181V185H233L234 183ZM40 182V183H41ZM141 183H142V181H140ZM157 182H158V180H157ZM179 182H178V184H179ZM237 182V181H236ZM35 183V184H34ZM152 183V182H151ZM233 183V184H232ZM32 184V185H31ZM177 184V183H176ZM239 184V183H238ZM36 185H38V184H36ZM134 185V186H133ZM158 185V184H157ZM168 185V184H167ZM123 186V185H122ZM155 186V185H154ZM176 186V185H175ZM234 186V185H233ZM153 187V186H152ZM156 187V186H155ZM237 187V186H236ZM138 189V188H137ZM154 189V188H153ZM179 189L180 188H178V191H179ZM33 190V189H32ZM120 190V189H119ZM118 190V191H119ZM156 190V189H155ZM158 190V189H157ZM123 191V192H124ZM168 191V192H169ZM182 191V190H181ZM238 191V190H237ZM185 192V191H184ZM120 193V192H119ZM136 193H137V190H136ZM183 193V192H182ZM236 193V192H235ZM9 194H11V193H9ZM123 194V193H122ZM121 194V195H122ZM155 194V193H154ZM183 194H185V193H183ZM12 195V194H11ZM178 195H179V193H178ZM180 195H182V194H180ZM233 195V194H232ZM237 195V194H236ZM33 196V195H32ZM31 196V194H30V196H29V198H32V199H34L33 197ZM41 196V195H40ZM39 196V197H40ZM227 197H228V193H227V195H226ZM240 196V195H239ZM12 197H14V196H12ZM12 197H10V198H12ZM138 197H140V194H139V196ZM168 197V196H167ZM181 197V196H180ZM183 197V196H182ZM229 197H231V195L229 196ZM158 198V197H157ZM169 198V197H168ZM184 198V197H183ZM239 198V197H238ZM31 199V200H32ZM36 199V198H35ZM52 199V198H51ZM50 199V200H51ZM159 199V198H158ZM180 199V198H179ZM41 200V199H40ZM43 200V199H42ZM138 202H137V201ZM167 201L169 200V199H166ZM177 200V201H176ZM182 200H184V199H182ZM208 200H210V199H208ZM33 201V200H32ZM37 201V200H36ZM229 201H231V203H232V200L230 199ZM238 201V200H237ZM41 202H43V201H41ZM46 202H48V201H46ZM124 202H125V199H124ZM158 203H159V201H157ZM166 202V201H165ZM181 202V201H180ZM184 202H186V201H184ZM208 202V201H207ZM36 203V202H35ZM38 203H39V200H38ZM137 203H139L138 205L139 206H137V208H136V206H135V204L137 205ZM229 203V202H228ZM28 204V203H27ZM37 204V203H36ZM155 204V203H154ZM167 204V203H166ZM165 204V205H166ZM210 204H212V203H210ZM230 204V203H229ZM233 204V203H232ZM179 205H181V204H179ZM182 205H183V203H182ZM33 206V205H32ZM36 207V209H37V216H40V212L38 211V210H40V208H43V207H41V204H37V205H35ZM43 206V205H42ZM64 206V215H62V217L63 216H65V217H67L66 218V220H65V222H66V227L65 228H63V231H60V230H57V236H58V243H59V246L60 245H64L65 244V246L67 247V248H69L70 246H73V247H75L76 246V248H74L75 250L76 249H78L77 247L79 246L80 248H81V246L83 245V246H85L84 245V243H83V241H82V239H83V237L81 238V235H80V230H79V228H80V222H79V224H77V221H79V220H77L78 219V212L77 211H75L76 210V208H74V211H73V208L72 207H69V206H66V205H63ZM66 206V207H65ZM124 206H125V204H124ZM142 206V205H141ZM178 206V205H177ZM184 206H186V205H184ZM207 206H208V204H207ZM206 206V207H207ZM154 207H155V205L153 206V210H154ZM166 207V206H165ZM164 207V208H165ZM198 207V206H197ZM210 207V206H209ZM213 207V206H212ZM233 206H231V204H230V206L228 205L227 207H226V214H225V219L227 220H225L226 221V223L229 225V224H231L232 223V221L233 220H230L231 218L232 219H234L233 218V214H234V212H233V209L234 208H232ZM25 208V207H24ZM30 208H32V207H30ZM34 208V207H33ZM33 208H32V210H33ZM52 208V207H51ZM89 208H91L90 206H89ZM167 208V207H166ZM165 208V209H166ZM181 208V207H180ZM186 208V207H185ZM208 208V207H207ZM124 209V210H125ZM136 209H138L137 211H136ZM198 209V208H197ZM42 210V209H41ZM51 209H49V211H50ZM53 210V209H52ZM54 210L55 211H57V208L56 207H54ZM89 210V209H88ZM92 210H94V209H92ZM156 210V209H155ZM154 210V211H155ZM180 210V209H179ZM182 210V209H181ZM180 210V211H181ZM43 211V210H42ZM45 211V210H44ZM48 211V210H47ZM91 211V210H90ZM95 212H97L96 210H94ZM153 211V214L155 213ZM157 211V210H156ZM183 211H188L189 212V209L188 210H183ZM195 211H196V209H195ZM199 211H200V209H199ZM53 212V211H52ZM95 212L94 213H92V211H91V213L93 214V215H95ZM101 212V211H100ZM164 212V213H165ZM182 212V211H181ZM210 212V211H209ZM224 212V213H225ZM34 212H33V215H34V218H35V216H36V214H35ZM48 213V212H47ZM56 213H59V212H56ZM160 213V212H159ZM187 213V212H186ZM186 213H185V215H183V218H184V216L185 217H187V216H189L190 215V213H191V210H190V213L188 214V215H186ZM197 213V212H196ZM201 213V212H200ZM51 214H53V213H51ZM50 214V215H51ZM97 214V213H96ZM100 214V213H99ZM17 215V214H16ZM47 215V214H46ZM54 215H56L57 216V214H54ZM59 215H61V214H58V216ZM92 215V216H93ZM182 215V214H181ZM209 215V214H208ZM36 216V217H37ZM45 216V215H44ZM52 216V215H51ZM102 216V215H101ZM156 216V214H154V216H153V218L155 219V221H151L152 223V225H153V223L155 222V223H157V217H158V215H157V217H155ZM213 216V215H212ZM237 216V215H236ZM40 217H42V216H40ZM60 217V216H59ZM99 217V216H98ZM103 217H104V215H103ZM139 217V218H138ZM164 217H165V215H164ZM200 217V216H199ZM208 217H210V216H208ZM33 217L31 216V219H30V223H35L36 225L35 226H37V223L36 222H39L40 220L42 221L43 219H40L39 221H35V219L33 220L32 219ZM95 218H96V215H95ZM94 217H92L91 219H95ZM138 219V220H134L133 221V219ZM193 218H196V217H193ZM207 218V217H206ZM36 219H38V217L36 218ZM53 219L55 220V218L53 217ZM56 219H57V217H56ZM97 219V218H96ZM101 219L103 220V218L101 217ZM153 219V220H154ZM197 219V218H196ZM213 219V218H212ZM19 219H17V221H18ZM53 220V221H54ZM61 220V219H60ZM64 220V219H63ZM134 222H132V221ZM182 220V219H181ZM195 220V219H194ZM229 220V221H228ZM16 221V220H15ZM35 221V222H34ZM40 221V222H41ZM45 222L47 221V219H45L44 220ZM57 221V220H56ZM162 221V220H161ZM160 221V222H161ZM193 221V220H192ZM197 221H198V219H197ZM231 221V223H229ZM19 222V221H18ZM58 222H59V220L57 221V223L56 224H58ZM94 222H96V224L94 225L93 223V227H96V225H97V221L95 220ZM160 222H158V223H160ZM193 222H195V221H193ZM199 222H201V220H199ZM224 222V221H223ZM33 223L31 224V226L33 225ZM53 223H55V222H53ZM133 223V224H132ZM158 223L157 224H154V226L155 225H157V226H159L158 225ZM183 223V222H182ZM197 223V222H196ZM202 223V222H201ZM234 223V222H233ZM131 224V225H130ZM166 224V223H165ZM210 224V223H209ZM226 224V225H227ZM59 225V224H58ZM82 225H83V223H82ZM81 225V226H82ZM90 225V224H89ZM87 226V229H88V227L89 228H91L90 226ZM151 225V226H152ZM183 225V224H182ZM225 225V224H224ZM232 225V224H231ZM34 225L32 226L33 228L35 227ZM42 226V225H41ZM156 226V227H157ZM190 226V230L188 229V227ZM198 226H199V224H198ZM31 227V229H33ZM165 227V228H164ZM181 227H183V226H181ZM200 227V226H199ZM224 227V226H223ZM86 228V227H85ZM97 228V227H96ZM185 228V227H184ZM225 228V227H224ZM224 228H222V240H223V242L224 243H227V244H229L230 245V247H231V250L234 252V256L235 257H239L240 256V253L241 252H245V249H247L248 248V245L250 244H248L247 242L249 241L248 239H246L245 237H247V236H244V234H241V235H239V236H236V237H234L233 235H231V233H229V231H230V227H228L227 226V229H224ZM242 228V227H241ZM31 229H28V231H30L31 232V236H32V233L34 232V237L35 236H37V235H35L36 233H37V230H38V228H36L35 227V229L36 230H31ZM61 229V228H60ZM98 229V228H97ZM203 229V228H202ZM62 230V229H61ZM79 230V231H78ZM86 229H84V231H85ZM87 232H84V234L85 233H87V234H89V236L91 237V234H92V237L94 236L93 235V233L94 232H92L91 234H90V232H91V229L90 230H86ZM98 231H100L99 229H98ZM97 231V232H98ZM151 232V231H150ZM199 232V235H200V231L198 230L197 231V233ZM83 233V232H82ZM81 233V234H82ZM130 233V234H129ZM182 233V234H181ZM164 234V235H163ZM195 234H196V231H195ZM195 234H194V236H195ZM202 234H203V232H202ZM201 234V236H203ZM205 234V233H204ZM29 235V234H28ZM95 235H97V233L95 234ZM98 235H99V233H98ZM207 235V234H206ZM41 236V235H40ZM82 236H86V237H88V235H83L82 234ZM163 236L164 237H166L165 239L163 238ZM185 236V237H184ZM190 236H192V234L190 235ZM193 236V237H194ZM27 238H29L28 236H26ZM33 237V236H32ZM33 237V238H34ZM90 237H88L89 239H90ZM131 237V236H130ZM184 237V238H183ZM197 237V239H196V242H198L200 245H199V247L202 249L200 252V254H195L196 252H194V254L196 255V258L198 259L199 258V262L198 263H200V264H213V253H212V251H210V249H209V246H208V244H207V242H206V238H205V236L202 238V239H200L201 237L199 236H196ZM31 238V237H30ZM32 238V239H33ZM37 238H38V236H37ZM94 238V237H93ZM91 239V241L92 240H96V238L95 239ZM136 238V237H135ZM151 238V237H150ZM198 238H199V241H197L198 240ZM31 239V240H32ZM80 239H81V241H80ZM187 239V238H186ZM185 239V240H186ZM39 240V239H38ZM131 240V239H130ZM135 240V239H134ZM246 240H248V241H246ZM27 241V240H26ZM28 241H30V240H28ZM34 242H35V247L34 248H32V251H33V255H34V258L35 259H37V258H39L40 257V255L42 256V254H40L41 253V248L40 247H38V245L37 244H39V241H38V243H37V241L34 239L33 240ZM33 241H31V244H32V242ZM61 241V242H60ZM98 241V240H97ZM132 241V240H131ZM202 241V242H201ZM33 242V243H34ZM86 242V241H85ZM90 242V241H89ZM99 242V241H98ZM133 242V241H132ZM149 242H151V241H149ZM96 243V242H95ZM192 245L194 244V240H192ZM197 243V244H198ZM203 243V244H202ZM91 244V243H90ZM98 244V243H97ZM187 244V243H186ZM196 244V248H197V245ZM28 245H30V244H28ZM78 245V246H77ZM92 245V244H91ZM94 245V244H93ZM83 246H82V249H83ZM185 246V247H184ZM65 247V248H66ZM136 247V246H135ZM152 247V248H151ZM249 247H250V245H249ZM63 248H64V246H63ZM85 248V247H84ZM192 248H194V247H192ZM71 249H73V248H71ZM82 249H81V251H82ZM60 250H61V248H59V251L58 252H60ZM75 250H72V251H70V249H69V251H70V253L69 254H67V251H68V249H67V251H66V249H63V251H64V254L66 255H63L62 254V252H61V254H62V256L60 257V253H59V257L62 259V257H63V259H62V261H67L68 260V262H69V260L71 259V261L73 260H75V254H77L78 255V253H79V251H80V249H78V250H76V251H78V253L75 251ZM188 250V249H187ZM186 250V251H187ZM198 250H199V248H198ZM38 251H39V253H38ZM136 251V250H135ZM154 252V254L155 255H152V253ZM188 252V251H187ZM187 252L185 253L186 255H187ZM128 253V254H129ZM40 254V255H39ZM81 254H82V252H81ZM39 255V256H38ZM123 255V254H122ZM239 255V256H238ZM46 256V255H45ZM79 257H80V255H78ZM120 256V255H119ZM154 256V257H153ZM198 256V257H197ZM121 257V256H120ZM59 258V259H60ZM78 258V257H77ZM76 258V259H77ZM82 258V257H81ZM80 258V259H81ZM188 258H189V255H188ZM121 259V258H120ZM123 259V258H122ZM186 260H187V258H185ZM40 258H39V263H40ZM83 260H84V258H83ZM36 261V260H35ZM38 261H36L35 263H37V264H39L38 263ZM43 261V260H42ZM72 261V262H73ZM76 261V260H75ZM75 261H74V264H75ZM122 261H125V260H122ZM189 261V260H188ZM34 262V261H33ZM67 262V263H68ZM72 262H69L68 264H71ZM80 262H81V260H80ZM236 262V261H235ZM60 263H62L61 261H60ZM66 263V264H67ZM123 264H126V263H124V262H122ZM121 263V264H122ZM73 264V263H72ZM185 264H187V263H185ZM188 264H190V263H188ZM236 264H237V262H236Z\"/></svg>",
    "mask_w": 264,
    "mask_h": 264
}]
</instances>
